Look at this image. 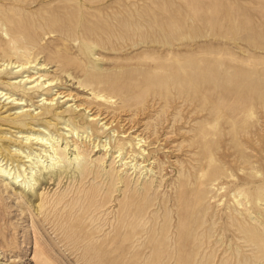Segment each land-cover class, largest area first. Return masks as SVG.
<instances>
[{
  "label": "rangeland",
  "instance_id": "374dc122",
  "mask_svg": "<svg viewBox=\"0 0 264 264\" xmlns=\"http://www.w3.org/2000/svg\"><path fill=\"white\" fill-rule=\"evenodd\" d=\"M4 53L41 72L4 78L1 169L57 164L0 172V264H264V0H0Z\"/></svg>",
  "mask_w": 264,
  "mask_h": 264
},
{
  "label": "bare ground",
  "instance_id": "6f19581e",
  "mask_svg": "<svg viewBox=\"0 0 264 264\" xmlns=\"http://www.w3.org/2000/svg\"><path fill=\"white\" fill-rule=\"evenodd\" d=\"M40 53L41 52L39 51L36 56H38ZM33 56H35V54ZM4 57L5 58L0 59V88H4V86H5V83H4L5 79L4 78L7 75H10L13 70L18 69L17 71H15V74L16 75L20 74V75H18V77L13 78L14 81H13V83L10 84V85L14 86L15 89L17 88L18 84H20L23 81V80L17 81V79L19 77L21 79H23L22 78L23 77L22 75L24 73H27V72H25L26 70H28V71L30 69L31 70H36V66H28V65H32L34 63V60L36 61L35 58L30 59L28 56H26L25 57L26 58L25 60H27V61H24V60L23 61H21V60L15 61V60H13L12 57L6 55L5 53H4ZM41 67H42V65H41ZM39 72H41V71H39V70L37 71L36 70V73L35 74H38ZM25 77H26V80H25V84L23 83L24 86H26V84H33V85H35V84L38 85L39 84V86H40L39 88H41V89L44 88L43 86H45L46 84H48V83H51L52 84L53 81H54V79H45V80H42L40 82L39 78L44 79L45 75H40V76L35 77V78H34L33 75H27ZM78 82H79V84H81V86H85V87L87 86L86 83H84V82L81 81V79H79ZM10 85H8V86L10 87ZM32 87H34V86H32ZM17 92H20L21 94H19L16 98H13L12 101L17 102L15 104H17L18 106H21L22 104H25L26 103V100H24L23 98H24V95L27 96V94H24V93H22V91H18V90H17ZM62 94H63L62 92L57 91V93H55L53 96H49V98H45L44 100L47 102V104L48 103L50 104V103H52L55 100V97H57V99L58 98H65L64 100H66V101L73 99V97L71 95H62ZM0 95H2V98L5 97V101L10 100L14 96L13 94H10V92H5L4 93V90L3 89L0 90ZM59 96H61V97H59ZM96 98H103V97L100 96V95H96ZM104 100H106V99L103 98V101ZM100 101H102V100L100 99ZM44 104H46V103H44ZM31 106H33V104H31V105H25V106L23 105L22 107H19V109H24V108L31 107ZM81 106L82 105H76L74 107L73 111L76 108H77V110H76L77 112L80 111L81 109H78V108L81 107ZM38 108L39 107H34L33 111H37ZM84 109H83V111H84ZM52 112H55V111H52ZM64 113H67V112H62L60 114H54V115L56 116V118H57L58 121H63L64 118H63L62 114H64ZM33 114H34V112H33ZM33 114L31 116H33ZM47 114H52V113H47ZM102 115L103 114L102 113L99 114V112L98 113H92L90 115V117H92L90 119V123L91 122H95L96 120H98L99 118H101ZM101 120L102 121L105 120V125L106 126L109 125V123H107V122L110 119L106 120L105 117H102ZM69 124H65V127H66L65 131L66 132H69L71 134L70 136L72 138L73 135H75V136L77 135V132L75 131V128H73V126H70ZM35 135L36 134L28 135V137L26 138V140L27 141L30 140V142H33V143H35L37 145H40L42 147H44V146H46L48 144L46 142L48 140V138H45V136L42 135L40 132L37 134V136H35ZM33 137H34V139H33ZM49 138L52 141H55V138H51V137H49ZM81 138L83 139V135L81 136ZM50 139H49V141H50ZM142 139H140L138 141V144L141 143V140ZM102 146H103V148H105L106 145H102ZM95 147H97V146H95ZM1 152H0V155H1V157H0V163L4 162L5 159H6V163L7 162H10L11 163L12 160L10 158H8L9 156L7 154H5L4 156H2V153ZM16 152H18L17 155H22V154L19 153L20 152L19 149ZM120 152H121V150H120ZM145 152H146V150L143 149L142 150V153H145ZM43 156H48V155L45 154ZM48 157H50V155ZM25 158L27 159V161H25V162H27V163L31 162V164L28 166V169H29V172L28 173H25V170L26 169H24L22 173H20V171L17 174H16V172H13L12 173V169L13 168H8L11 164H9V166L7 165L4 169H1L4 165H6V163L4 165L0 164V169H1L0 172H3L4 174H6L8 176H12L11 179H14L16 184L19 183V182L21 183L25 179V181L22 182V185H24V186L27 185L28 187H33L35 185L36 181L38 180V177L36 175L37 172H42L43 170H46L47 168H50V167L51 168H55V165L57 164L56 160H53L52 161L53 158L50 157V162L47 165H45V166H43V165H41V166H35L36 168H39V170H37L36 172H34L33 171L34 168L32 166L41 163V161H39V159H41L40 154H34L33 156L26 155ZM17 171H18V169H17ZM21 176H23L22 180H18ZM247 227L244 228V229H242V230L240 229V233H242V231H244L246 229L245 232H244V235H243V238L245 239V242H248L250 244H254V245L258 246L259 252H258L257 255H255V257H259V258H261V259L264 260V235L257 233L252 228H247ZM229 232H231V230H229V229L226 230V233H229Z\"/></svg>",
  "mask_w": 264,
  "mask_h": 264
}]
</instances>
